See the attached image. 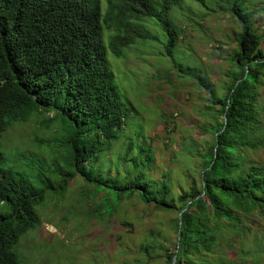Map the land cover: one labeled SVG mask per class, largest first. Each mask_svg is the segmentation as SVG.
<instances>
[{
    "label": "trees",
    "instance_id": "16d2710c",
    "mask_svg": "<svg viewBox=\"0 0 264 264\" xmlns=\"http://www.w3.org/2000/svg\"><path fill=\"white\" fill-rule=\"evenodd\" d=\"M190 1L228 14L238 32L224 92L188 71L207 96L212 122L204 130L212 141L200 155L198 181L175 194L170 172L149 176L155 158L138 141L143 132L124 135L131 105L121 102L107 57L124 58L137 40H156L144 25L151 19L165 34L164 55L172 58L183 36L170 13L181 0H0V264H19L16 245L40 224L35 206L47 190H36L8 166L1 140L14 122L45 113H51L45 127L55 124L62 133L46 139L52 155L64 152L51 161L61 193L79 174L90 199L102 193V203L112 193L114 208L135 194L154 210L176 212L172 247L165 245L168 235L152 230L160 242L152 238L139 247L148 258L159 250L166 264H250L254 252L264 259V1ZM120 138L125 149L117 155Z\"/></svg>",
    "mask_w": 264,
    "mask_h": 264
},
{
    "label": "rangeland",
    "instance_id": "374dc122",
    "mask_svg": "<svg viewBox=\"0 0 264 264\" xmlns=\"http://www.w3.org/2000/svg\"><path fill=\"white\" fill-rule=\"evenodd\" d=\"M256 1L260 5L264 0ZM170 17L183 36L172 58L164 55L166 37L161 27L148 19L144 25L156 40H137L124 49V58L109 53L107 59L121 102L131 105L132 115L124 135L139 129L143 132L146 137L138 141L150 146L155 158L149 176L157 179L170 172L171 190L176 194L177 187L189 189L192 178L198 181L200 155L212 141L204 130L212 122L205 109L207 96L188 71L196 70L214 84L216 93L224 92L222 86L228 81L225 71L230 68L238 25L228 14L202 8L190 0H181V6L173 9ZM169 115L174 118L167 124L164 120ZM50 116L51 113L33 114L27 122H14L1 140L8 166L36 190L47 188L35 206L40 224L28 230L16 245L19 264H166L161 251L148 258L139 247L149 244L152 238L161 240L151 234L152 230L168 235L165 245L172 247L169 240L175 236L176 212L154 210L135 194L114 208L112 193L102 203V193L90 199L87 182L79 174L61 193V175L54 171L51 161H58L64 152L52 155L49 147L53 148V144L48 146L46 139L56 141L62 133H57L55 124L45 127L42 123ZM124 142L125 138L118 139L117 155L124 151ZM59 165L63 168L65 163L59 161ZM110 166L113 168V163ZM122 221L131 225L124 226ZM261 225L264 230V223ZM258 258L261 262L257 263ZM249 261L264 264L262 255L255 252Z\"/></svg>",
    "mask_w": 264,
    "mask_h": 264
},
{
    "label": "water",
    "instance_id": "95a60500",
    "mask_svg": "<svg viewBox=\"0 0 264 264\" xmlns=\"http://www.w3.org/2000/svg\"><path fill=\"white\" fill-rule=\"evenodd\" d=\"M180 225H181V219L179 217V228H180ZM174 261H175V255L173 256V263H174Z\"/></svg>",
    "mask_w": 264,
    "mask_h": 264
}]
</instances>
